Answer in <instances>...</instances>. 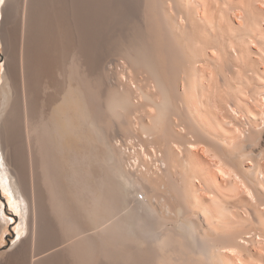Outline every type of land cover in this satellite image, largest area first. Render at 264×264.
<instances>
[{
  "label": "bare ground",
  "instance_id": "6f19581e",
  "mask_svg": "<svg viewBox=\"0 0 264 264\" xmlns=\"http://www.w3.org/2000/svg\"><path fill=\"white\" fill-rule=\"evenodd\" d=\"M55 9L22 67L38 189L0 135V194L22 212L14 244L40 208V264H264V0Z\"/></svg>",
  "mask_w": 264,
  "mask_h": 264
},
{
  "label": "rangeland",
  "instance_id": "374dc122",
  "mask_svg": "<svg viewBox=\"0 0 264 264\" xmlns=\"http://www.w3.org/2000/svg\"><path fill=\"white\" fill-rule=\"evenodd\" d=\"M57 2L58 0H7L2 13L3 32L2 34L0 33V86L3 84V82H5L4 75H6L7 78L11 80L14 90L7 111L3 115L4 117H2V123H0V135L7 152L8 161L10 162V164L12 163L11 166L13 167V169L17 170L20 181H23L22 183H24V177L28 172L26 163H29L30 165V161L32 160L31 158V160L28 161V156L30 155L28 146L25 142L23 123L24 90L22 85L24 76L22 75H24L25 68L22 69V67H25V51L30 43H32L33 45L34 43H36V40L39 38L38 32H43V27L46 26V22L50 23V21L53 20L52 18L56 13L55 8L57 6ZM44 13L47 15H45ZM49 16L52 20H50ZM28 17H31L30 20ZM45 18L46 20H44ZM29 29L31 31H29ZM40 29L42 30L40 31ZM27 31L29 32L27 33ZM27 40L30 42H28ZM32 166V170L31 172L29 171L28 174L33 173V180L35 181L34 188L38 189V177L36 174V170L34 169V165ZM22 186L24 185L22 184ZM24 187L28 190L26 185ZM26 189L25 191H27ZM0 201L4 202L5 204L7 203L6 215L11 221L4 232L3 242L0 244V253L1 251H10V249H12L10 253L5 257V260L2 264H40L44 252V250H42V243H40L43 232L42 222L41 220H39L40 208L38 207H40V202L36 200L37 204H35V206L38 209H36L35 212L36 216L34 217V220H36L32 223L31 231L29 232V234L26 233L27 235L24 234V236L26 235V237L22 239L24 241L21 240L17 245H15L14 243L18 240L17 231L19 227L18 225H20L22 219V217H20V215L22 216V212L20 213L19 210L11 207L3 193L0 194ZM48 236L51 238V233H48ZM48 242V253L50 256L51 251H53V246L51 239H48Z\"/></svg>",
  "mask_w": 264,
  "mask_h": 264
},
{
  "label": "snow or ice",
  "instance_id": "6c2138e0",
  "mask_svg": "<svg viewBox=\"0 0 264 264\" xmlns=\"http://www.w3.org/2000/svg\"><path fill=\"white\" fill-rule=\"evenodd\" d=\"M5 0H0V4H4ZM9 223H11V221H9ZM0 264H2V262H0Z\"/></svg>",
  "mask_w": 264,
  "mask_h": 264
}]
</instances>
